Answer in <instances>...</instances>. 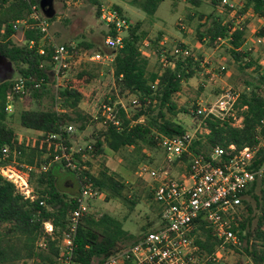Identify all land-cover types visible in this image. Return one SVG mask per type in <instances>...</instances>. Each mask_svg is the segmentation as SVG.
<instances>
[{"label":"trees","instance_id":"16d2710c","mask_svg":"<svg viewBox=\"0 0 264 264\" xmlns=\"http://www.w3.org/2000/svg\"><path fill=\"white\" fill-rule=\"evenodd\" d=\"M89 1L97 6L99 16L100 0ZM162 1L131 0L148 15H153ZM200 1L202 0H189L193 5H198ZM210 1L217 10L222 12V15L213 17L205 32L199 33L197 29L198 36L200 39L205 38L210 44L217 37H231L229 40L231 55L236 60L243 59L245 68L253 66L256 79L251 84V88L243 91L239 98V106H246L242 111L243 125L241 127L221 126L216 122L208 121L210 133L202 147L234 143L240 148L254 143L256 129L264 119V65L248 59L249 52L237 50L245 39L248 19L245 18L244 22L239 24L236 23V17L249 10L252 15L264 18V1L245 0L244 7L238 11H233L221 4L220 0ZM32 5H37L41 10L38 0H0V57L10 65L18 64L20 77L35 80L43 78L45 82L50 83L52 48L43 44L45 54L38 53L41 33L36 29L22 28L25 44L18 45L11 40L16 32L13 28L16 20L28 18L30 23L33 22L30 17ZM115 8L120 12L117 6ZM126 18L130 21V25L124 36L123 46L109 53L114 54L112 68L116 85L121 92L127 91L134 94L139 108L132 116H128L120 105H117L119 127L110 123L103 125L98 131L96 142L93 143L96 150H101V146L104 145L110 151L118 152L122 147L134 146L139 142L159 146L158 139L154 137V131L165 135H177L185 131V127L178 121L168 118L166 112L174 114L175 105L172 102V95L180 89L183 79L193 75L191 65L195 63V60L192 55L186 58L180 57L173 67L165 66L156 72H149L148 60L140 50V43L145 33L139 31V21L131 22L128 17ZM52 19L53 17L47 18V20ZM239 25L242 27L240 28ZM109 34H114V31L106 29L102 32L103 37ZM257 35H264V28L260 29ZM30 40L34 42L32 46H29ZM76 46L77 48L78 46L90 47L91 43L81 41ZM178 46L187 47L182 43ZM100 51L106 53L105 50ZM42 62L43 66L40 67L39 64ZM4 76L0 78V164L10 163L14 158L18 163L38 166L60 153L61 144L69 145L68 134L61 131L64 124L73 122L79 128H84L89 117L79 109V103L83 97V87L94 80L96 74L81 68L73 75L63 77L58 83L56 93L52 95L53 102L58 103L56 109L36 107L22 110L19 115L20 125L36 133L35 136L22 138L7 122L10 112L6 110V106L13 79L11 75ZM48 86L49 84L44 83L40 88H31L29 95L23 96V99L32 98L39 105L41 97L49 92ZM155 111L156 114H154ZM141 116L144 117L143 121L138 120ZM60 131L61 139L46 140L44 135L39 134L40 132L60 133ZM261 132L264 133V125ZM5 148H7L8 156L2 159ZM262 154L264 155V152ZM73 158L81 164L78 171L67 168L76 177V193H68L59 188L56 172L60 166L56 163H53L45 172L30 175L29 183L36 195L34 200L25 199L11 181L0 175V264H11L18 259L58 264L57 257L60 253L62 235L68 224L69 215L76 206V196L83 184H89L98 191L106 193V199L123 196L124 184L108 173L107 168L92 174L83 166L88 163H84L78 154L74 153ZM60 165L63 166V162ZM243 203L245 212L238 226L241 244L236 251L244 253L254 264H264V191L251 187L246 192ZM47 221L52 224L51 234L44 231V222ZM154 228L155 226L135 236L128 233L123 228L122 222L110 214L104 213L95 217L85 213L76 232L73 260L82 264L100 262L136 243L146 232ZM199 230L195 242L201 253L210 254L218 245V240L212 235V229L202 219ZM12 238H15V241ZM41 240L44 246H40L42 249L36 251L35 244ZM125 241L131 243L123 245Z\"/></svg>","mask_w":264,"mask_h":264},{"label":"built area","instance_id":"2783aa9c","mask_svg":"<svg viewBox=\"0 0 264 264\" xmlns=\"http://www.w3.org/2000/svg\"><path fill=\"white\" fill-rule=\"evenodd\" d=\"M264 1V0H263ZM245 0H220L233 11L241 10ZM248 10L236 17V23L244 22ZM255 16V15H253ZM30 17L16 20L13 28L36 29L41 37H48L52 48L50 63V83L57 88L59 81L66 76L69 65L89 62H112L114 54L100 53L77 48L74 44L55 43L49 33V23L37 5L31 6ZM100 20L106 29H112L114 34L103 39L104 46L110 50H117L123 46L124 36L130 21L116 8L101 5ZM261 18V17H258ZM241 28L242 26L239 25ZM264 28V27H263ZM23 30V29H22ZM255 44L264 43V35L255 37ZM246 35L242 45L237 49L245 51ZM207 41L205 38L203 39ZM231 37H217L213 43L229 42ZM29 46L33 45L30 40ZM38 53L45 54L43 44L38 45ZM251 47L248 51H251ZM170 60L163 58V65L173 67L176 60L191 55L188 47L176 46L170 53ZM264 62V61H261ZM43 66V62L39 64ZM225 65L219 67L222 72ZM30 82V83H28ZM45 82L18 77L13 80L8 95L7 111L12 109L14 98L28 96L31 88H40ZM154 87V85H153ZM243 90L232 86L222 87L210 100H199L191 108L193 116L191 125L182 134L157 136L159 148L164 154V164L154 167L150 163L140 164L137 175L151 181L149 189L153 201L159 206V222L154 229L146 232L136 243L120 250L100 262L92 264H229L225 262V252L229 248H239L241 241L238 235L239 222L245 212L243 199L251 188L264 191V133L261 132L264 119L256 129L255 141L251 145L238 148L234 143L222 145H208L202 147L210 133L208 121L219 125L241 127L243 125L242 111L246 106H239V98ZM133 106L139 105L136 97L131 99ZM118 105L128 115L127 108ZM103 123L119 127L118 107L103 103L101 105ZM134 123V122H132ZM75 128L71 124H64L61 131L69 134ZM47 132L46 140L62 138V133ZM86 150H91L88 144ZM60 153L54 155L47 162L40 165L18 163L13 160L5 165L0 164V175L11 181L17 191L28 200L36 198L29 183L32 173L45 172L53 163L63 162V166L71 170H80V165L67 150L66 145L59 146ZM2 159H5L7 148L4 149ZM76 154L85 155L78 149ZM177 167L175 173L172 171ZM98 191L89 184H83L76 196V206L69 215V221L63 232L58 264L76 263L75 236L81 218L87 211L89 199L100 196ZM42 204V202H40ZM212 229V235L218 240V245L210 254H203L195 242L199 230L200 220ZM44 231L52 233V224L44 222ZM39 246H44L43 241Z\"/></svg>","mask_w":264,"mask_h":264},{"label":"rangeland","instance_id":"374dc122","mask_svg":"<svg viewBox=\"0 0 264 264\" xmlns=\"http://www.w3.org/2000/svg\"><path fill=\"white\" fill-rule=\"evenodd\" d=\"M101 5L112 8L117 6L120 13L128 17L131 22H140L139 31L145 33L140 43V50L148 60L147 70L149 72H156L168 66L163 65V58L167 54L166 58L171 59L170 53L179 43L189 48L195 60V63L191 65L193 75L183 79L180 89L172 95V102L175 105L174 114L166 112L168 118L178 121L185 128L191 125L193 119L191 108L197 101L213 99L225 86L248 91L256 79L253 66L245 68L243 59L239 61L233 58L229 42L210 44L198 36L197 29L199 33L205 32L213 17L222 15V12L217 10L210 0H202L198 5H193L189 0H163L153 15L145 13L131 0H100V7ZM52 8L53 19L48 20V23L50 36L55 43L76 46L77 43L84 41L91 43V46H78V48L100 53H103L100 50H105L106 53L111 51L104 46L102 32H105L106 27L97 15V6L92 2L89 0H53ZM246 15L248 23L246 24L247 39L245 45L243 44L244 52H249L248 57L246 56L248 59L264 65V62H261L264 61V43L255 44L258 31L264 27V19L250 13ZM11 40L18 45L25 44L22 28L16 29ZM39 44L51 45L52 43L48 37L43 38L42 36ZM249 47L252 48L251 51H248ZM221 65H225L222 72L219 71ZM10 67L11 71L7 70L5 76L0 75V78L9 76L8 73H11L13 80L20 76L18 64L13 63ZM81 68L93 71L96 78L83 87V97L79 103V109L89 117L84 128H79L73 122L67 123L75 128L68 134L67 150L73 156L78 149H81L85 156L79 155V157L84 163H88L83 166L90 173L97 174L102 168H107L108 173L124 184L121 197L106 199V193L102 192L100 196L89 199L86 213L95 217L104 213L110 214L122 222L123 228L128 233L139 236L157 226L159 206L152 199L149 189L151 181L147 176H138L137 170L143 163H150L154 167L162 166L164 154L156 144L148 145L143 142L134 146L122 147L118 152H112L104 145L101 146V150L94 148L93 143L96 142L98 131L106 125L103 123L101 109L103 103L116 107L118 102H121L127 108L128 116H132L139 105L131 104V99L136 97L134 94L119 90L114 81L112 62H80L69 65L66 75L71 76ZM48 88L49 92L41 97L39 105L29 97L14 98L12 101V109L9 111L10 116L7 122L20 138L36 135L31 129L20 125L19 115L22 110L36 107L42 109L58 107V103H54L52 99V95L56 93L54 83L51 82ZM143 119L144 117L141 116L138 120L143 121ZM154 134V137L158 139L157 136L162 133L154 131ZM88 144L92 145V149L84 151ZM56 164L60 166L56 172L59 188L68 193H76L75 175L60 163ZM78 164L81 165L79 162ZM176 170L177 167L172 173ZM12 240L15 241V238ZM39 242L35 244L36 251L42 249ZM130 243V241H125L123 245ZM224 256L225 262L229 264H254L249 257L236 251L235 248H229ZM11 264L43 263H37L36 260L18 259Z\"/></svg>","mask_w":264,"mask_h":264},{"label":"water","instance_id":"95a60500","mask_svg":"<svg viewBox=\"0 0 264 264\" xmlns=\"http://www.w3.org/2000/svg\"><path fill=\"white\" fill-rule=\"evenodd\" d=\"M52 5H53V0H39V6H40L43 14L47 18H50L53 16L54 11H53ZM0 58L3 60V66L5 67V71L6 72H7V70L10 71V69H11L10 64H8L2 57H0ZM10 75L11 74H9V76Z\"/></svg>","mask_w":264,"mask_h":264},{"label":"flooded vegetation","instance_id":"af4514ba","mask_svg":"<svg viewBox=\"0 0 264 264\" xmlns=\"http://www.w3.org/2000/svg\"><path fill=\"white\" fill-rule=\"evenodd\" d=\"M5 67L3 66V60L0 58V75L5 74Z\"/></svg>","mask_w":264,"mask_h":264},{"label":"crops","instance_id":"0c3cea01","mask_svg":"<svg viewBox=\"0 0 264 264\" xmlns=\"http://www.w3.org/2000/svg\"><path fill=\"white\" fill-rule=\"evenodd\" d=\"M43 13V12H42ZM264 19V18H263Z\"/></svg>","mask_w":264,"mask_h":264}]
</instances>
